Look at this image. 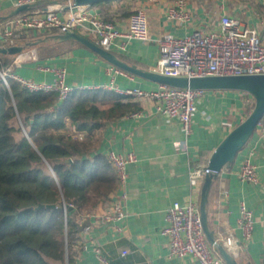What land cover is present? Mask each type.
<instances>
[{"label":"crops","instance_id":"0c3cea01","mask_svg":"<svg viewBox=\"0 0 264 264\" xmlns=\"http://www.w3.org/2000/svg\"><path fill=\"white\" fill-rule=\"evenodd\" d=\"M69 1L72 2L38 0L25 12L65 7ZM174 1L111 0L88 7L99 9L96 16L103 20L108 18L122 29L133 11L144 9L149 40L125 41L124 48H121L123 39L117 38L106 51L128 65L152 72L159 58L158 39L162 34L183 37L196 28L215 30L217 22L211 19L214 15H229L259 33L264 32V0H186L193 22L184 27L166 18V9ZM16 9L13 0H0V17H3L0 26L17 15ZM211 20L213 24H210ZM58 33L56 30L48 34L35 32L36 39L29 42L30 48L15 55L9 66L12 72L33 81L51 83L55 75L45 68H63L66 86L76 89L104 87L111 82L120 89L153 90L160 85L109 64L75 40L52 39L51 36ZM76 33L95 43L86 32L78 30ZM30 52L35 53V58L30 57ZM251 100L242 91H206L197 103L192 131L185 137L179 122L167 120L153 101L123 99L136 110L105 122L93 132L92 139L97 141L95 148L103 155L113 151L133 152L136 156V162L127 166L125 217L121 221L108 222L95 217L104 213L121 192L116 179L117 189L109 195L107 202L99 203L92 212L79 215L78 248L71 264H196L192 256H168V239L161 233L165 213L173 203H185L191 195L199 205L204 179L199 189L192 192L188 173L194 167L208 165L215 148L246 117L245 108ZM183 142L185 148L180 146ZM246 159L256 168V183L242 181L238 176ZM217 176L207 197L209 231L220 243L224 237L234 238L239 247L230 253L239 264H264V127L258 125L255 128L234 161L225 165ZM240 203L245 204L254 219L252 236L247 243H243L238 226ZM210 248L219 255L216 249Z\"/></svg>","mask_w":264,"mask_h":264},{"label":"trees","instance_id":"16d2710c","mask_svg":"<svg viewBox=\"0 0 264 264\" xmlns=\"http://www.w3.org/2000/svg\"><path fill=\"white\" fill-rule=\"evenodd\" d=\"M34 33L0 45L27 50ZM14 57L0 55V71ZM122 100L104 89H76L58 101L0 80V264H71L79 215L117 189L114 169L92 136L136 110ZM253 106L254 100L246 116Z\"/></svg>","mask_w":264,"mask_h":264},{"label":"built area","instance_id":"2783aa9c","mask_svg":"<svg viewBox=\"0 0 264 264\" xmlns=\"http://www.w3.org/2000/svg\"><path fill=\"white\" fill-rule=\"evenodd\" d=\"M38 0H13L16 7L33 4ZM167 20L179 26H187L193 22V16L187 8L186 0H175L166 9ZM217 22L215 30L196 28L183 37L164 33L158 39L159 58L153 71L170 77H205L264 74V32L259 33L238 19L226 14L212 16ZM212 20L210 24H213ZM59 33L82 30L95 39V43L108 50L117 38L123 39L120 47L130 40L148 41V18L144 9L133 11L127 19L124 29L110 21H105L90 13L87 5H75L69 1L65 7H47L40 12H22L8 18L0 26L2 41L17 39L28 32ZM126 41V42H125ZM35 58V53L30 52ZM53 71L55 78L49 82H37L23 78L12 72L11 67L0 71V80L8 87V81L15 82L22 90L30 93H44L58 101L65 100L76 88L65 84L63 68H45ZM118 72V70H116ZM82 89H104L112 91L123 99H147L156 104V109L167 120L179 122L185 137L192 131L193 116L197 111V103L206 93L202 89H182L159 85L153 90L120 89L113 82L108 86ZM253 100H251L252 103ZM264 116L258 125L264 127ZM180 146L185 148V142ZM106 158L114 169L118 186L121 190L110 206L100 215H95L102 222L121 221L125 217L124 203L127 183V166L136 162L133 152L117 153L109 151ZM210 172L207 166H198L188 173L191 191L199 189L201 182ZM242 181L256 183L255 166L244 160L238 174ZM238 226L242 241L247 243L252 236L254 219L252 212L244 203H240ZM92 215V214H90ZM88 228H86L87 230ZM120 231V228H117ZM161 233L168 239V256H192L196 264H227L219 255H215L207 243L200 220L199 205L192 195L185 203H173L165 213V225ZM222 244L230 253L238 243L232 236L222 239ZM123 255L126 252L122 253ZM231 254V253H230ZM145 264V263H139Z\"/></svg>","mask_w":264,"mask_h":264},{"label":"water","instance_id":"95a60500","mask_svg":"<svg viewBox=\"0 0 264 264\" xmlns=\"http://www.w3.org/2000/svg\"><path fill=\"white\" fill-rule=\"evenodd\" d=\"M104 1L107 0H72L75 5L87 6L102 3ZM32 6L33 4L21 5L17 7L15 14L25 12ZM99 12V9H90L91 14ZM1 20H3V17H0V21ZM51 37L52 39L59 41L75 40L96 53L99 57L107 61L109 64L160 85L191 90L202 89L206 91H242L252 96L254 100V106L252 110L223 138V140L212 152L207 165L210 172L204 178L199 202L200 220L207 243L209 244V246L217 250L219 255L227 264H239L236 259L226 250L223 244L216 241L213 233L209 231L207 225L206 204L208 192L213 179L217 177V175L225 165L228 166L234 161L236 154L249 140L253 131L258 126V123L264 116V74L205 77L164 76L149 70L139 69L136 66L126 64L118 59L115 54L104 50L94 42L76 32L68 31L65 33H58ZM1 41L2 36L0 34V42ZM24 48V46L19 45H0V55H19L24 51ZM68 162L70 163L71 160H68ZM44 207L45 205H38L36 209H41Z\"/></svg>","mask_w":264,"mask_h":264},{"label":"rangeland","instance_id":"374dc122","mask_svg":"<svg viewBox=\"0 0 264 264\" xmlns=\"http://www.w3.org/2000/svg\"><path fill=\"white\" fill-rule=\"evenodd\" d=\"M28 50V49H27Z\"/></svg>","mask_w":264,"mask_h":264}]
</instances>
